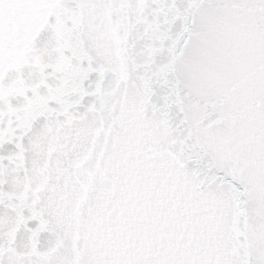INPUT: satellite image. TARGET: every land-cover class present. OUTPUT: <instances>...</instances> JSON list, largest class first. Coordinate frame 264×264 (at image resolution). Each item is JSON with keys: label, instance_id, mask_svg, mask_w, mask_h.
<instances>
[{"label": "snow or ice", "instance_id": "6c2138e0", "mask_svg": "<svg viewBox=\"0 0 264 264\" xmlns=\"http://www.w3.org/2000/svg\"><path fill=\"white\" fill-rule=\"evenodd\" d=\"M0 264H264V0H0Z\"/></svg>", "mask_w": 264, "mask_h": 264}]
</instances>
